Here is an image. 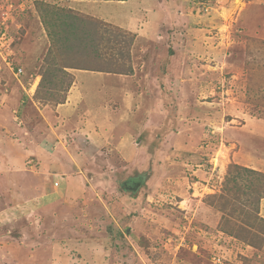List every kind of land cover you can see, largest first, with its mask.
<instances>
[{
  "label": "rangeland",
  "instance_id": "rangeland-1",
  "mask_svg": "<svg viewBox=\"0 0 264 264\" xmlns=\"http://www.w3.org/2000/svg\"><path fill=\"white\" fill-rule=\"evenodd\" d=\"M73 1L0 0V264H184L197 255L205 264H264V175L236 167L229 144L241 136L234 129L264 122V34L241 39L224 71L213 53L191 47L229 41L232 25L248 20L249 1L258 4L250 22L264 29V0H190L209 17L219 12L208 3L223 6L224 25L203 22L212 31L202 35L177 18L164 25L152 42L165 48L179 37L191 53L182 76L171 47L152 59L154 43L74 10ZM181 1L173 0L180 11ZM70 12L85 23L70 22ZM67 62L153 74L145 115L127 111L135 155L124 157L126 140L92 142L80 116L47 114L67 101L75 79L73 68L61 69ZM257 130L264 135V125Z\"/></svg>",
  "mask_w": 264,
  "mask_h": 264
},
{
  "label": "crops",
  "instance_id": "crops-1",
  "mask_svg": "<svg viewBox=\"0 0 264 264\" xmlns=\"http://www.w3.org/2000/svg\"><path fill=\"white\" fill-rule=\"evenodd\" d=\"M166 3H168V5ZM178 3V5L184 6L181 11L177 10V7L175 8L173 0H74L72 2L73 9L80 13H87L96 18L103 19L104 21L122 26L129 31L138 33L137 40L142 43L152 42L154 38L159 35L161 29L164 28V25L173 27L174 18H177V21H181L179 23H181L180 27L182 30H189L194 33V35H202L203 31H212V29L219 28V24L217 23L222 24L221 26L224 25L223 19L218 16L224 11L223 6H214L208 3L212 11L216 10L219 12L218 14L211 12L213 17H209L208 15L210 12L207 14L201 13L203 9L200 7L201 4L199 3L198 6H196V4L193 6L190 0L185 2L182 0L181 3ZM255 5L252 4V1L247 2L244 13H246V18L248 20H240L232 25L231 29H235H233V33L231 32L229 35V41L225 40L215 46L212 45L209 50L204 46L203 39L199 42L193 40L191 47L194 48L195 45L197 49H200L202 56H205L207 53H213L217 60L222 62V64L220 63L221 65L218 64V68L223 69V71L224 68H230L233 65L231 61L234 53L238 50H240L239 52L243 50L242 47H244V44L242 42L244 39L246 40V36L262 37V34H264V29L257 26L253 27L250 22L251 15L256 14V11H258L256 9L258 4ZM209 7L206 8L207 11H209ZM235 18L236 21L238 17ZM164 20L166 22H164ZM203 22L206 25H211L212 29H208ZM213 23L215 27L212 25ZM263 24L264 23H261L260 25ZM254 29L256 30L255 32ZM171 34L172 33L169 35L170 38L172 37ZM175 39L174 46L170 41L171 44L165 46V48L164 46L159 48L160 45H157L156 42H152L154 46H150L152 51L151 56H153L152 59L156 58L158 54L154 53L171 47L173 52L172 55H170V61L172 65L174 63V66L176 68L178 67V71L177 69L176 71L179 72V76H182V71H184V63H182V61L186 56L191 58V53L185 52L181 47H178L179 37ZM241 39H243V41ZM71 71L75 79L69 89L67 101L63 104H59L57 107L49 105L50 111L46 110L47 114L51 116V112L53 111V113L57 115V118L66 115L69 116L66 117L68 120H70V118L72 120L74 115L80 116L82 119L81 122L83 123L82 126H86L81 129V132L84 133V135H86L85 133L89 134L93 139L92 142H97L98 146L102 148L105 146L110 148L126 140L125 146H127V148L122 149L124 157L127 160L129 156L135 155L138 146L136 147V143H133V139L136 137L137 134L134 133L137 131L133 123H129V125L125 124L127 123L126 118L133 116V113L127 111L128 109L135 108L137 109L135 116L143 117L145 115V112L139 111V109L144 108L145 100L143 99V94L146 92L148 83H152L150 79L153 74L149 79H146L139 76L140 70L137 69L131 74L78 68H73ZM20 84H22V82H20ZM203 87L205 86H202V90H205ZM115 101H119L120 105L116 106ZM252 124L254 127L249 132L234 129L235 134L238 133L241 136L237 138L238 143H229L236 145L237 148L234 150V146L232 147L233 160L237 161L240 165L264 172V162L262 161L264 154L258 152L259 149L264 153V135L262 133L258 134L257 130L258 127L264 125V122L259 119H251L250 125ZM82 133L79 134L82 135ZM48 142H50V140ZM252 156H257L260 159H253ZM77 165L78 169L81 170V165ZM262 199L264 201V197ZM209 215L210 214L207 216ZM216 215L218 214L216 213L215 218L213 217L215 219L213 220V227L218 223ZM262 215L264 216V203ZM196 260L197 261L194 262V260L190 258V260L184 262V264H205L201 262L203 260L201 256L197 255Z\"/></svg>",
  "mask_w": 264,
  "mask_h": 264
},
{
  "label": "trees",
  "instance_id": "trees-1",
  "mask_svg": "<svg viewBox=\"0 0 264 264\" xmlns=\"http://www.w3.org/2000/svg\"><path fill=\"white\" fill-rule=\"evenodd\" d=\"M68 18L70 19V22L71 21H76V20H78L79 21V23H82V25H83V23H85V21H86V19L83 17V16H80V15H78V14H75L74 12L72 13V12H70L69 13V15H68ZM69 22V23H70ZM73 24V23H72ZM96 24V23H95ZM94 30H96V28L94 29ZM51 38H52V41H53V45L55 46V45H57L58 46V40L56 41V37H55V35L54 34H52L51 33ZM57 42V43H56ZM50 61H52V59H50ZM53 61H54V59H53ZM67 68H78V69H86V70H96V71H106V72H115V70L113 71V70H105V69H107V68H101V69H91V68H83L81 65L79 66V64H72V63H68L67 62V64H64L63 66H62V71H64L65 73H70L68 70H67ZM115 73H118V72H115ZM119 73H126V74H131V73H133L132 72V69L131 70H129V72H119ZM44 75L42 76V80H41V83H42V81L44 80ZM41 83H40V85H41ZM236 167H241V168H243V169H245L246 171H248V172H251V173H257V174H262V175H264V173L263 172H260V171H258V170H254V169H252V168H248V167H245V166H240V165H238V164H236L235 165ZM231 233H234V232H231ZM232 235H235V234H232Z\"/></svg>",
  "mask_w": 264,
  "mask_h": 264
},
{
  "label": "built area",
  "instance_id": "built-area-1",
  "mask_svg": "<svg viewBox=\"0 0 264 264\" xmlns=\"http://www.w3.org/2000/svg\"><path fill=\"white\" fill-rule=\"evenodd\" d=\"M19 71H22V69H19ZM214 259H216V257H215ZM220 260H221V259H220Z\"/></svg>",
  "mask_w": 264,
  "mask_h": 264
}]
</instances>
